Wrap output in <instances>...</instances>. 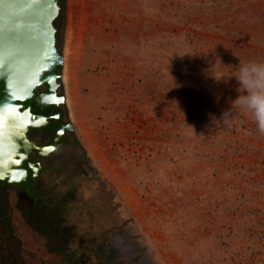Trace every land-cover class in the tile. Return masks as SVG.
<instances>
[{
	"label": "rangeland",
	"instance_id": "1",
	"mask_svg": "<svg viewBox=\"0 0 264 264\" xmlns=\"http://www.w3.org/2000/svg\"><path fill=\"white\" fill-rule=\"evenodd\" d=\"M61 4L66 106L136 239L157 264H264V236L250 244L264 230V132L245 109L230 111L240 62L264 59V0ZM56 189L26 210L43 264L86 252L85 235L57 226ZM10 243L0 230V264ZM11 254L8 264L27 259Z\"/></svg>",
	"mask_w": 264,
	"mask_h": 264
},
{
	"label": "flooded vegetation",
	"instance_id": "2",
	"mask_svg": "<svg viewBox=\"0 0 264 264\" xmlns=\"http://www.w3.org/2000/svg\"><path fill=\"white\" fill-rule=\"evenodd\" d=\"M62 16L63 9L56 20L59 49H63L61 35L65 24L60 23ZM43 89L44 87H40L36 90ZM62 91V88L58 90L59 93ZM43 114L50 117L45 123L46 127L33 129L29 135L42 144L53 141L55 147L44 153L42 157L36 151L31 153L35 158H41L42 165L46 166L33 183L36 193L31 195L24 187L0 183V212L4 217H11L12 225L17 231L16 235L6 218L0 216V230L11 241L8 248L10 253L13 247L18 250L24 258H27L23 260V264H28L29 256L36 258L33 260H38L40 264L49 257L48 254L43 253L42 248L38 251L29 247L27 243L29 231L25 229L27 228L25 225L30 219L26 213L31 215L26 210H31L36 203H43V198H47L45 197L47 195L41 196V192L43 188L51 185L58 187L53 197L54 203L58 202L56 210L61 216H57L56 213L55 217L62 220L57 226L61 227L65 224L71 234L85 235L84 257L76 261L72 259L74 262L71 261L72 257L62 261L60 258L62 256L58 253L57 257L52 256L56 264H77L78 262L81 264H132V261L136 264H157L150 249L141 243L140 238L136 239L137 233L133 226H130L133 222L126 216L117 193L92 163L91 156L79 138L77 127L68 112L66 103H61L57 107L55 103L49 104L45 106ZM61 127L64 128L63 133L59 132ZM21 202L23 204L20 209L18 203ZM17 209L21 210L20 224L24 225L25 231L19 224ZM33 215H35L34 212ZM13 240L15 242L12 244ZM9 262H12V258Z\"/></svg>",
	"mask_w": 264,
	"mask_h": 264
},
{
	"label": "water",
	"instance_id": "3",
	"mask_svg": "<svg viewBox=\"0 0 264 264\" xmlns=\"http://www.w3.org/2000/svg\"><path fill=\"white\" fill-rule=\"evenodd\" d=\"M61 9V0H0V183L24 187L31 195L36 193L35 179L46 168L41 158L31 153L36 151L42 157L47 153L43 148L53 145L54 149L55 144H42L31 137L33 129L46 124L30 121L44 115L45 106L55 103V99L63 97L56 107L66 103V56L58 47L56 26ZM40 87L44 89L37 91ZM60 88L63 91L59 93ZM44 96L49 101H44ZM25 169L27 177L10 179L13 175L20 177ZM0 216L17 235L11 217L1 212Z\"/></svg>",
	"mask_w": 264,
	"mask_h": 264
},
{
	"label": "clouds",
	"instance_id": "4",
	"mask_svg": "<svg viewBox=\"0 0 264 264\" xmlns=\"http://www.w3.org/2000/svg\"><path fill=\"white\" fill-rule=\"evenodd\" d=\"M213 75L217 80L228 78H217L214 72ZM235 77L239 81L240 94L231 101L230 111L234 108L245 109L250 113L259 130L264 132V59L240 62L238 75Z\"/></svg>",
	"mask_w": 264,
	"mask_h": 264
},
{
	"label": "snow or ice",
	"instance_id": "5",
	"mask_svg": "<svg viewBox=\"0 0 264 264\" xmlns=\"http://www.w3.org/2000/svg\"><path fill=\"white\" fill-rule=\"evenodd\" d=\"M55 62H60V61L59 60H56ZM0 66H2V65H0ZM43 100L44 101H49V97L48 96H44L43 97ZM61 100H63V97H60L58 99H55L53 102L60 103ZM25 107H27V105H25ZM48 119H50V117H47V116H44V115H40L38 118H34V120L30 121V123H35V124L39 125L41 123H46ZM59 132L60 133H63L64 132V128L61 127L59 129ZM22 135H23L22 133H19L18 134V136H21V137H22ZM51 150H53V145H49V146H46V147L43 148V151H45V152H48V151H51ZM15 163L19 164L20 161L19 160H16ZM28 167L34 169L35 168V165H29ZM27 175H28V172L25 169V170H22L21 171V176L20 177H17L15 175H13V176L10 177V179L16 180V179H20V178H25V177H27ZM132 264H136V262L135 261H132Z\"/></svg>",
	"mask_w": 264,
	"mask_h": 264
},
{
	"label": "trees",
	"instance_id": "6",
	"mask_svg": "<svg viewBox=\"0 0 264 264\" xmlns=\"http://www.w3.org/2000/svg\"><path fill=\"white\" fill-rule=\"evenodd\" d=\"M257 17H260L259 15H256ZM261 18V17H260ZM261 19H263V17L261 18ZM261 19H260V21H261ZM61 22L60 23H64V22H62V21H64V18H63V16H62V18H61V20H60ZM65 24V23H64ZM65 26V25H64ZM212 28H215V29H219V30H221V24L220 23H217L216 25H213V27ZM62 31H63V33H62V35H61V39H62V41L64 42V28H62ZM252 211L250 210L249 211V213H251ZM251 221H249V223H250ZM252 226L254 225V224H251ZM263 236H264V230H261V229H258V230H256L255 231V233H253L252 232V234L250 235V244H253V243H255V242H257L258 240H260V239H262L263 238ZM9 242H11V241H9ZM15 241L13 240L12 241V244L14 243ZM253 249H256V248H252L251 249V254L252 253H255L256 252V250H253ZM6 257H7V260H6V257H5V255H4V253L2 252V255H3V260L1 261V264H8V262H9V260L8 259H10V251L9 250H7L6 251ZM0 255H1V252H0ZM13 256V255H12ZM11 256V257H12ZM22 257V256H21ZM250 264H255V263H253V262H250ZM257 264V263H256Z\"/></svg>",
	"mask_w": 264,
	"mask_h": 264
}]
</instances>
